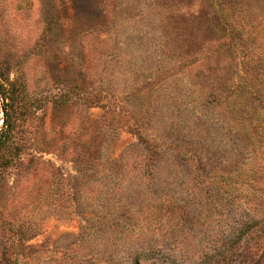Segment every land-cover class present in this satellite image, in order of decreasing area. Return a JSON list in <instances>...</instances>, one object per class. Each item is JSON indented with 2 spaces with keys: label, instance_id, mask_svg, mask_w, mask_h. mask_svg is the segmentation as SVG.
<instances>
[{
  "label": "rangeland",
  "instance_id": "1",
  "mask_svg": "<svg viewBox=\"0 0 264 264\" xmlns=\"http://www.w3.org/2000/svg\"><path fill=\"white\" fill-rule=\"evenodd\" d=\"M0 71V264H264V0H0Z\"/></svg>",
  "mask_w": 264,
  "mask_h": 264
},
{
  "label": "trees",
  "instance_id": "2",
  "mask_svg": "<svg viewBox=\"0 0 264 264\" xmlns=\"http://www.w3.org/2000/svg\"><path fill=\"white\" fill-rule=\"evenodd\" d=\"M239 94L240 97L245 95L243 92ZM64 97V95L53 96L50 101L52 109L56 110L63 106L66 102ZM35 103V99L28 96L24 83L18 77L10 79L0 71V106L3 111L0 126V225L5 221L7 204L13 192V187L10 185L11 178L14 176L24 179L28 174V164L33 160L30 148L26 146L27 139L23 137L24 132L19 129V121L28 114L30 108H36ZM262 117L260 112L255 117L259 129L262 128ZM95 143L96 139L91 137L90 144ZM49 150L50 147L43 150L33 148L32 151L44 153ZM262 216L264 217V211Z\"/></svg>",
  "mask_w": 264,
  "mask_h": 264
},
{
  "label": "water",
  "instance_id": "3",
  "mask_svg": "<svg viewBox=\"0 0 264 264\" xmlns=\"http://www.w3.org/2000/svg\"><path fill=\"white\" fill-rule=\"evenodd\" d=\"M0 108H1V106H0ZM1 114H2V116H3V111H2V108H1ZM1 125H2V123H1Z\"/></svg>",
  "mask_w": 264,
  "mask_h": 264
}]
</instances>
